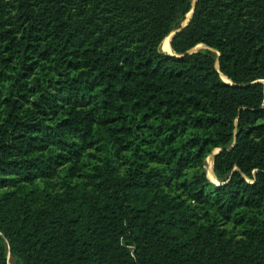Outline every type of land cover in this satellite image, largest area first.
Listing matches in <instances>:
<instances>
[{"label":"trees","instance_id":"obj_1","mask_svg":"<svg viewBox=\"0 0 264 264\" xmlns=\"http://www.w3.org/2000/svg\"><path fill=\"white\" fill-rule=\"evenodd\" d=\"M191 3L0 0V264H264V0Z\"/></svg>","mask_w":264,"mask_h":264},{"label":"rangeland","instance_id":"obj_2","mask_svg":"<svg viewBox=\"0 0 264 264\" xmlns=\"http://www.w3.org/2000/svg\"><path fill=\"white\" fill-rule=\"evenodd\" d=\"M189 15H187V17H188ZM167 37H169V36H167ZM166 37V38H167ZM165 40V39H164ZM163 40V41H164ZM162 41V42H163ZM165 43V42H164ZM162 44V43H161ZM169 45H170V43H169ZM201 48H203V46H198V47H196V48H194V51H197L198 49H201ZM159 50H160V52H162V53H172V50H171V47H170V50L171 51H169L168 52V50L166 49V44H162V45H160V47H159ZM213 166V163H212V155H210V156H208L207 157V159H206V162H205V170H206V175H207V177H208V179L210 180V181H212L213 183H217V181L215 180V177H214V175H213V170H212V167ZM211 168V169H210Z\"/></svg>","mask_w":264,"mask_h":264},{"label":"water","instance_id":"obj_3","mask_svg":"<svg viewBox=\"0 0 264 264\" xmlns=\"http://www.w3.org/2000/svg\"><path fill=\"white\" fill-rule=\"evenodd\" d=\"M196 2H197V0H192V3H191V10H190V12L187 14V15H189V17H187V15L185 16V20H184L183 23L181 24L180 29H182V28H184L185 26H187L188 22L190 21V19H191V17H192V14H193V11H194V7H195ZM180 29H178V30H176V31H173V32L169 35V37H170V39H169L170 41H169V42H171L173 36H174L177 32H179ZM198 46H202V45H198ZM198 46H197V47H198ZM195 48H196V47H195ZM192 52H195L194 49L191 50L189 53H192ZM165 54H167V55H169V56H173L172 53H169V54H168V53L165 52ZM219 151H220V149L216 150V151L213 153V155H212V163H213L214 155H216ZM210 182H212V181H210ZM212 183H213V182H212ZM216 184H217V183H216Z\"/></svg>","mask_w":264,"mask_h":264},{"label":"bare ground","instance_id":"obj_4","mask_svg":"<svg viewBox=\"0 0 264 264\" xmlns=\"http://www.w3.org/2000/svg\"><path fill=\"white\" fill-rule=\"evenodd\" d=\"M188 17H189V16H188ZM169 39H170V37H167V38H165V40L162 42V44H166V49L168 50V52L171 51V50H170V45H169V43H170V42H169V41H170ZM164 42H165V43H164ZM162 44H161V45H162ZM210 169H211V168H210Z\"/></svg>","mask_w":264,"mask_h":264}]
</instances>
